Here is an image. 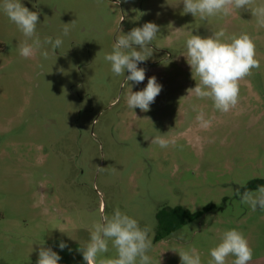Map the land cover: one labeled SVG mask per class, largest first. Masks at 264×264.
Segmentation results:
<instances>
[{"label": "rangeland", "instance_id": "obj_1", "mask_svg": "<svg viewBox=\"0 0 264 264\" xmlns=\"http://www.w3.org/2000/svg\"><path fill=\"white\" fill-rule=\"evenodd\" d=\"M21 3L38 13L41 40L64 42L55 53L49 46L47 59H25L17 50L22 33L0 11V264H36L41 244L60 255L58 264H86L77 249L101 214L115 208L151 227L153 264H180L171 249L187 247L208 264L209 249L233 228L253 249L250 264H264V211L253 212L235 195L241 185H264V27L251 12L201 21L182 14V0ZM146 22L159 26L153 54L138 63L145 80L128 85L140 91L155 76L162 90L142 112L127 107L130 89L121 88L124 77L104 56L115 34ZM221 27L252 36L260 62L240 81L228 113L187 95L196 81L183 56L190 35ZM193 106L211 120L208 127L196 121ZM161 135L172 141L168 148L151 143ZM177 206L203 214L156 241L157 213ZM61 241L68 247L61 250ZM104 255H115L111 245Z\"/></svg>", "mask_w": 264, "mask_h": 264}, {"label": "clouds", "instance_id": "obj_2", "mask_svg": "<svg viewBox=\"0 0 264 264\" xmlns=\"http://www.w3.org/2000/svg\"><path fill=\"white\" fill-rule=\"evenodd\" d=\"M182 3V14H191L201 21L228 17L234 11L246 10L251 12L259 27H264V4H257L256 0H182ZM0 11L24 37L17 44L21 57L28 59L39 54L47 59L49 46L53 53L62 47L64 41L61 36L54 40L51 37L41 40L37 34L38 13L30 11L21 0H2ZM74 23L71 22L73 26ZM70 31L69 23L65 24L62 36H68ZM158 32V25L146 22L127 34H115L112 51L104 56L110 63L111 72L124 77L121 88L130 89L126 93V104L131 110L139 108L142 112L149 111L150 104L154 103L162 90L155 76L148 78L147 85L140 91L133 92L128 85L129 81L140 84L145 80V69L139 68L138 63L152 56L153 49L149 45L157 38ZM183 56L196 81V86L188 89L187 95L211 100L213 108L221 113H228L235 108L240 96V81L251 76L253 69L260 67L253 37L247 32L229 35L223 27L206 37L190 35L185 41ZM125 71L129 75L125 76ZM193 110L197 111L195 119L199 125L208 127L211 120L206 118L205 113L196 106H193ZM151 143L164 149L172 141L161 135L152 138ZM241 187H245L243 192L239 189L235 192L240 202L248 205L253 212L257 209L264 211V185L255 190H248L244 185ZM151 231L150 226L142 227L137 219L115 208L110 215L101 214L91 225L88 241L80 244L77 251L82 254L86 264H153V258L149 255L153 248ZM110 245L115 255L105 256L110 251ZM59 247L63 250L68 245L61 241ZM171 250L178 253L180 264H202L201 255L195 247ZM253 254L245 235L233 228L223 231L219 242L209 249L211 259L208 264H226L230 256L234 257L232 264H250ZM60 260L57 252L41 244L36 264H58Z\"/></svg>", "mask_w": 264, "mask_h": 264}, {"label": "trees", "instance_id": "obj_3", "mask_svg": "<svg viewBox=\"0 0 264 264\" xmlns=\"http://www.w3.org/2000/svg\"><path fill=\"white\" fill-rule=\"evenodd\" d=\"M257 181L250 182L246 186L248 190H254L258 186L263 185L260 183L257 184ZM203 212L192 213L186 208L177 206L173 208H165L164 210L157 213L156 218L158 222V229L156 233V241H160L180 228H182L186 223L192 222L202 216Z\"/></svg>", "mask_w": 264, "mask_h": 264}]
</instances>
